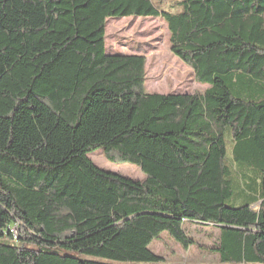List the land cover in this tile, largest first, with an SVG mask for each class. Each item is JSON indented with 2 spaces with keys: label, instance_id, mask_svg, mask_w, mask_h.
Segmentation results:
<instances>
[{
  "label": "trees",
  "instance_id": "trees-1",
  "mask_svg": "<svg viewBox=\"0 0 264 264\" xmlns=\"http://www.w3.org/2000/svg\"><path fill=\"white\" fill-rule=\"evenodd\" d=\"M167 6L0 0V264H167L164 233L264 264V0ZM131 17L162 18L209 88L148 93L144 56L107 53L108 20Z\"/></svg>",
  "mask_w": 264,
  "mask_h": 264
},
{
  "label": "rangeland",
  "instance_id": "rangeland-1",
  "mask_svg": "<svg viewBox=\"0 0 264 264\" xmlns=\"http://www.w3.org/2000/svg\"><path fill=\"white\" fill-rule=\"evenodd\" d=\"M160 1V0H156ZM168 8L169 0H162ZM107 53L116 55H142L147 60L146 91L151 94H203L209 86L195 80L194 71L171 52L170 33L162 18L109 19L106 26ZM100 168L134 180H144L141 170L131 164H115L101 150L89 155ZM197 241L210 246L203 236ZM155 254L167 259V264H220L216 256H201L200 250L184 252L167 233L151 244Z\"/></svg>",
  "mask_w": 264,
  "mask_h": 264
}]
</instances>
